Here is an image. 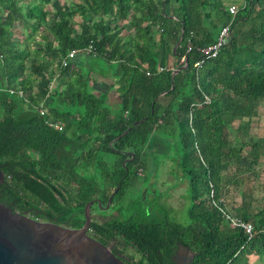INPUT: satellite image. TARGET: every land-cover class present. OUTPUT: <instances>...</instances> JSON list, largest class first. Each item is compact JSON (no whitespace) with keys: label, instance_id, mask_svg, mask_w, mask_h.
<instances>
[{"label":"trees","instance_id":"trees-1","mask_svg":"<svg viewBox=\"0 0 264 264\" xmlns=\"http://www.w3.org/2000/svg\"><path fill=\"white\" fill-rule=\"evenodd\" d=\"M49 3L0 0V201L81 228L88 201L92 214L116 189L110 209L142 177L144 151L161 130L164 145L176 139L188 223L143 208L139 196L130 212L120 206L91 218L88 234L125 264H177L179 247L193 255L188 264H264V200L250 212L223 199L224 187L238 182L230 168L264 156V137L250 133L264 102V0H63L54 12ZM227 24L229 41L203 57L199 48ZM182 56L186 67L172 75ZM226 213L251 221L252 236L231 227Z\"/></svg>","mask_w":264,"mask_h":264},{"label":"rangeland","instance_id":"rangeland-1","mask_svg":"<svg viewBox=\"0 0 264 264\" xmlns=\"http://www.w3.org/2000/svg\"><path fill=\"white\" fill-rule=\"evenodd\" d=\"M59 1V2H58ZM67 5L78 0H65ZM239 1V0H235ZM59 3L63 0H51V3L44 7L54 12ZM231 5L236 3H230ZM166 10H169V5H166ZM77 19V16H76ZM49 22L43 24L44 28H48ZM15 33L20 34L21 27H16ZM39 32V30H38ZM126 35L130 33V29L125 24L123 31ZM29 47L35 48L39 45L37 40H27ZM49 98L46 99V102ZM259 116L254 118L255 122L251 128V135L254 138L264 137V102L261 103ZM235 125V124H234ZM158 143L162 142V146L152 147L148 145L143 154V159L146 161L145 170L139 171L141 178L135 180L124 192L122 199L115 201L110 209L93 206L91 218H100V214L105 211L113 212L120 209L130 212L134 208L133 202L137 197L145 198L144 204L141 206L147 210L154 212H162L163 209H168L170 217L181 224L188 223L187 210L190 205L189 194L187 191V181L183 173L177 168L176 139L172 138V143L164 145L166 132L158 130L154 133ZM159 138L162 140H159ZM177 149V150H176ZM240 170L235 167L230 168L227 173L229 177L238 179L237 184L231 182L224 187L223 199L228 209L232 206L242 205L250 212L262 206L264 200V184L263 173L264 156H261L257 164H251L249 158H243L238 164ZM142 198V199H143ZM103 208L104 210H101ZM107 209V210H106ZM41 221V220H40ZM131 252V250H128ZM179 259H175L177 264H186L190 253L183 247L177 249ZM256 258H251L253 263ZM258 261V260H257ZM256 263V262H255Z\"/></svg>","mask_w":264,"mask_h":264},{"label":"water","instance_id":"water-1","mask_svg":"<svg viewBox=\"0 0 264 264\" xmlns=\"http://www.w3.org/2000/svg\"><path fill=\"white\" fill-rule=\"evenodd\" d=\"M184 67L186 64L174 69L172 75ZM128 130L130 128L123 134ZM2 181L0 171V183ZM114 192L104 208L109 206ZM91 205L92 201L86 203L84 223L76 229L37 220L27 212H14L0 201V264H125L120 255L88 234ZM189 262L190 258L186 264Z\"/></svg>","mask_w":264,"mask_h":264},{"label":"built area","instance_id":"built-area-1","mask_svg":"<svg viewBox=\"0 0 264 264\" xmlns=\"http://www.w3.org/2000/svg\"><path fill=\"white\" fill-rule=\"evenodd\" d=\"M229 12L231 15H235L237 12V6L232 4L229 6ZM231 32H230V27L229 24L223 26L220 31L219 34L215 40V42H213L212 44H209L205 47L199 48L200 53L202 54L203 57H212V56H216L218 51L220 50V48L225 45L230 38ZM191 49L190 46H188L187 51H189ZM75 55V51L71 50L67 53V55L62 59V65L66 66L68 64V62L74 57ZM185 57L182 56L178 63L181 65H185ZM203 62V59H199L198 61H196L194 63L195 67H199L200 64ZM162 69V68H160ZM7 90L9 92V94H17L19 97H25V93L22 91V89L18 88V87H7ZM47 97L40 102L38 105L39 111L43 114L46 111V106H45V102H46ZM206 101H208V98L206 97ZM47 123L49 125H53L58 127V129H61V126L59 125V123H54L51 119H47ZM211 195L213 194V192L210 193ZM226 218L229 219L230 221V226L231 227H241L245 233H247L249 236H252L253 234V224L251 221H242L241 219H239L236 216H232L229 213H226Z\"/></svg>","mask_w":264,"mask_h":264},{"label":"crops","instance_id":"crops-1","mask_svg":"<svg viewBox=\"0 0 264 264\" xmlns=\"http://www.w3.org/2000/svg\"><path fill=\"white\" fill-rule=\"evenodd\" d=\"M173 60H174L173 58H170L169 59V65L170 66L173 63ZM101 86H102L101 84H97V87H101ZM117 101H118L117 100V94L110 89V92L108 94V103L112 104V107H115L116 108L117 107V105H116L117 104ZM159 140H161V139L159 138ZM152 144H153L152 147H155V146H158V145L159 146H162L163 145L162 142L158 143V140H156V139H154V141H153Z\"/></svg>","mask_w":264,"mask_h":264},{"label":"flooded vegetation","instance_id":"flooded-vegetation-1","mask_svg":"<svg viewBox=\"0 0 264 264\" xmlns=\"http://www.w3.org/2000/svg\"><path fill=\"white\" fill-rule=\"evenodd\" d=\"M3 203L5 204V202H3ZM5 205H7L8 207H10L14 212H18V213H24V212H27V215H28V216L33 217V218H35V219H37V220H40V219H38V217H36L35 215H33L32 213H30V212L27 211V210H19L15 205H13L12 202H9V203H7V204H5ZM41 221H43V220H41ZM175 259H179V256H178V254H177V251H176V253H175Z\"/></svg>","mask_w":264,"mask_h":264}]
</instances>
